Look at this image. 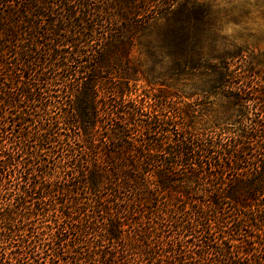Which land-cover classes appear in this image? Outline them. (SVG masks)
<instances>
[{"label":"trees","instance_id":"16d2710c","mask_svg":"<svg viewBox=\"0 0 264 264\" xmlns=\"http://www.w3.org/2000/svg\"><path fill=\"white\" fill-rule=\"evenodd\" d=\"M254 11L0 0V264H264Z\"/></svg>","mask_w":264,"mask_h":264},{"label":"rangeland","instance_id":"374dc122","mask_svg":"<svg viewBox=\"0 0 264 264\" xmlns=\"http://www.w3.org/2000/svg\"><path fill=\"white\" fill-rule=\"evenodd\" d=\"M238 11L240 9H236L234 13L236 14ZM252 13L253 16L250 17L251 19L246 20L244 24L232 21V15L223 18L220 23L223 27L220 36L223 35V38H227L231 41L230 43L233 42L235 45L246 46L255 51L264 50V15L256 11ZM227 46L229 47V45ZM208 99L215 101V97L210 96Z\"/></svg>","mask_w":264,"mask_h":264}]
</instances>
